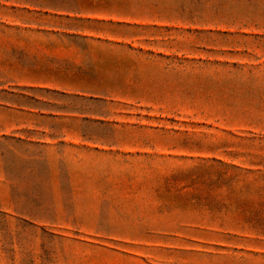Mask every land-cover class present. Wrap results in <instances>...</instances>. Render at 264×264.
<instances>
[{"label": "rangeland", "instance_id": "obj_1", "mask_svg": "<svg viewBox=\"0 0 264 264\" xmlns=\"http://www.w3.org/2000/svg\"><path fill=\"white\" fill-rule=\"evenodd\" d=\"M0 264H264V0H0Z\"/></svg>", "mask_w": 264, "mask_h": 264}]
</instances>
